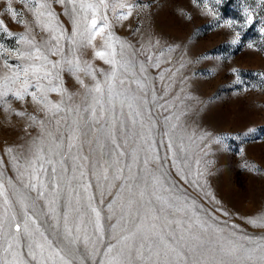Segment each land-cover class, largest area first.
Segmentation results:
<instances>
[{"label":"rangeland","instance_id":"374dc122","mask_svg":"<svg viewBox=\"0 0 264 264\" xmlns=\"http://www.w3.org/2000/svg\"><path fill=\"white\" fill-rule=\"evenodd\" d=\"M123 2L133 5L131 15L127 8H117L115 13L111 8L107 10L110 31L119 41L114 43L117 59L127 65V70L123 67L119 69L115 81L117 90H121L120 79L125 81L124 88L130 87L132 92L137 91L134 81L143 83L142 94H146L148 101L144 119L147 122L150 114L153 123V153L158 152L161 157L165 155L164 145L168 143V138L162 133L169 131L172 125H178L174 132L175 143L179 145L182 139L186 149L189 167L185 171L190 173V179L195 178L197 171L203 173L200 187H196L180 180L172 169L173 175L166 179L176 184V194L186 197L191 210L186 215L177 213L168 218L187 221L194 211L202 221L223 229L222 235L226 238L234 230L232 225L239 226L235 229L238 234L246 233L259 238L264 235V229L247 223L245 218L264 209V0ZM9 3L17 13L16 18L7 10ZM38 3H47L48 10L53 12L56 32L45 31L37 21ZM71 7L55 0H0V20L4 21V25L0 26V77L11 75L8 66L19 68L23 77L24 67L29 64L43 65L53 72L52 84L62 90L47 92V100L60 104L63 109L53 116L51 112L42 110L41 105L35 104L31 96L19 100L8 93L0 98V160L3 161L0 163V182L5 184L10 201L5 206L3 197H0V217L4 216L5 207H11L9 219L15 214L16 220L11 226L5 224V230L11 233H15V223L21 224V233L24 227V215L21 206L16 203L17 195L23 193L29 196V205L36 197V192H29L23 184L29 179L27 161L37 149H42L46 157L50 155L55 162L56 179L52 180V165L45 164L47 171L38 173V176L50 185L48 194L36 202L34 211L30 208L29 215L42 225L41 230L50 239L55 240L56 232L63 231L64 212L68 213L70 222H79L75 211L77 207L85 214L80 235L83 236L85 227L88 233L92 232L93 224L89 221L94 222L95 217L87 207L89 196L94 197V205L101 213V223L111 232L109 225L119 219L121 204L128 195L120 188L123 181L111 180L118 166L114 164V157L108 155L111 145L106 144L103 149L100 147L105 143L103 137L99 142L89 144L88 141L93 139V133L89 131L87 138L71 141L74 147H68V138L74 134L76 127L73 122L79 121L75 109L79 107L80 115H83L87 107L85 88L77 80V75L90 88L99 81L107 94L106 76L112 71L111 65L95 55V51L104 50L101 37H97L93 45H88L86 40L81 42L80 38H77L76 44L72 43L74 14ZM121 13L127 19H119ZM249 15L251 23H248ZM83 16L81 12V20ZM88 16L91 18L90 12ZM229 22L231 27L227 26ZM83 28L81 23L80 30L83 31ZM61 31L63 38L57 44L52 36H59ZM22 36L31 40L32 44L22 40ZM35 48H39L40 54L49 62L59 61V67L53 69L51 63L42 59L28 60L18 55L20 52L35 51ZM77 59L81 68L90 66L89 71L95 74V79L84 72L75 73L74 68L69 70L71 66L67 61L75 62ZM29 75L31 77V73ZM40 83L45 87L49 85L47 79H42ZM28 90L38 92L34 78ZM88 103H91V97H88ZM17 112L26 115L21 117L16 115ZM32 116L36 118L35 122L30 119ZM165 117H168L167 121ZM137 120L135 131L139 132V118ZM57 121H60L59 125ZM80 124L85 130L82 121ZM249 129L255 131L249 132ZM9 148L13 150L11 153L7 151ZM132 148L139 150L147 148V145L137 139L135 144L129 141L124 150L130 152ZM13 155L19 157L20 171H25L23 179ZM168 155L171 156V153ZM122 159L132 163L130 158ZM144 159L145 152L140 150L138 163L133 164L132 172L136 173L139 169L136 182L141 188L145 178L148 180V192L143 201L145 207L141 211L152 215L149 209L159 208L160 205L150 195L153 189L148 173L153 168L149 166L146 172ZM105 161L112 166L108 183L104 181V169L101 167ZM168 170V165H165L164 171ZM81 171L85 173L82 179ZM123 174L129 175L127 168ZM82 184L91 187L85 192ZM52 188L56 189L55 194ZM54 195L57 211L49 213L47 201ZM149 199L153 200L152 205H148ZM159 215L161 219L156 223L164 227L166 221L163 214ZM29 227L34 229L35 225L29 221ZM36 238L39 239L38 233ZM7 246L5 237L0 233V259L6 256L3 249ZM17 251L23 258L30 259L27 256V241L23 237ZM7 258L11 259L10 255ZM74 264H96L87 256L83 243L80 244V252L75 254Z\"/></svg>","mask_w":264,"mask_h":264},{"label":"snow or ice","instance_id":"6c2138e0","mask_svg":"<svg viewBox=\"0 0 264 264\" xmlns=\"http://www.w3.org/2000/svg\"><path fill=\"white\" fill-rule=\"evenodd\" d=\"M55 2L72 6L71 10L74 14L72 43L76 44L78 42L77 38H80L81 42L86 40L88 45H93V41L97 37H101L104 50L95 51V55L112 66L111 73L106 76L107 94H105V89L99 81L90 88L77 75V80L85 88L84 101L87 107L84 109L83 115H80L79 107L75 109L79 121L73 122L76 127L73 129L74 134L68 138L70 141L68 147L69 149L74 147L71 141L87 138L89 131L93 133V139L88 141L89 144L99 142L103 137L105 143L101 144L100 147L103 149L106 144L111 145L108 155L114 157V164L118 166L111 175V180L123 181L120 188L126 190L128 195L126 201L121 204L119 219L116 223L109 225L111 232L107 231L101 223V213L94 205V197L89 196L87 207L95 217L94 222L89 221L93 224L92 232L88 233L85 227L83 228V236L80 235L81 225L85 223V214L77 207L75 211L79 216V222H70L68 213L64 212L63 231L56 232L55 240L50 239L45 231L41 230L42 225L38 224L32 215H29L30 208L34 211L36 202L48 194L47 189L50 185H46L38 176V173L47 171L45 164L52 165V180L55 181L56 179L55 162L50 155L46 157L42 149H37L33 157L27 161L26 171L29 179L27 183L23 184V187L28 189L29 192H36V197L32 200L31 205L27 203L30 197L25 196L23 193L17 195L16 199V203L21 206L24 215L23 232L21 233L20 223H15V233L5 230L6 223L11 226L12 222L16 220L15 214L11 215L9 219L11 207H5L4 216L0 217V233L3 234L8 245L3 249L6 256L0 259V264H74L75 254L80 252L81 243L84 245L87 256L96 261V264H264V235L255 238L246 233L238 234L235 229L239 226L232 225L234 230L226 238L222 235L223 229L202 221L199 214L194 211L187 221L168 218L169 215L177 213H185L186 215L187 211L191 210L186 202V197L176 194V184L170 183L166 179V177L173 175L172 169H175L176 177L196 187H200V179L203 173L197 171L195 178L190 179V173L185 171L189 167L186 149L183 147L182 139L179 145L175 143L176 136L174 132L178 125L174 124L169 131L162 133V136L168 138V143L164 145L166 147L165 155L161 157L158 152L153 153L155 143L152 140L153 123L150 114L147 122L144 119V111L148 101L146 94H142L145 87L143 83L134 81L137 84V91L132 92L130 87L124 88L125 81L120 79L119 86L121 90H117L115 81L118 78L119 69L123 67L127 70V65L122 64L117 59L118 53L114 43L119 41L113 37L110 31L111 24L109 23L107 10L111 8L115 13L117 8H127L129 10L128 14L131 15L133 5L123 2V0H115V3H113V0H55ZM193 2L195 3V0ZM7 10L13 18H16L17 13L10 3ZM81 12L84 13L82 20L80 18ZM89 12L91 18L88 16ZM36 18L45 31H57L54 26L55 16L52 11L48 10L47 3L37 4ZM118 18L127 19V16L121 13ZM251 22L252 17L249 15L248 23ZM81 23L84 25L83 31L80 30ZM3 25L4 21L0 20V26ZM227 26L231 27V22ZM61 38H63L62 31L59 36H52L57 44H59ZM21 39L28 44H32V41L26 37L22 36ZM249 46L251 47V45ZM18 55L26 57L28 60L42 59L46 63H51L53 69L58 68L60 65L59 61L49 62L47 57L40 54L39 48H35V51L20 52ZM120 55H123V45H121ZM67 63L71 66L69 70L74 68L75 73L84 72L86 75H92L95 79V74L89 71L90 66L81 68L78 59L75 62L68 60ZM5 64L8 66L7 61H5ZM8 67L11 75L0 77V98L8 93L19 100L31 96L35 104L41 105L42 110L51 112L53 116L63 110L60 104H53L47 100V92L62 91L60 87L52 84V71L46 70L43 65L29 64L23 68V77H21L19 68ZM29 73H31V77ZM40 73H43V75H40ZM33 78L36 81L38 92H29L28 90ZM42 79L49 81L47 87L40 83ZM17 85L19 86L17 87ZM105 95L107 98H105ZM88 97H91V103H88ZM155 99L156 97L153 95V100ZM0 103H2V100H0ZM161 107L164 106L161 105ZM68 111L71 112L73 109H68ZM150 111L149 109V113ZM16 115L24 117L26 114L17 112ZM137 118H139V132L135 131L138 123ZM30 119L35 122L36 118L32 116ZM165 120L167 121L168 117H165ZM80 121L83 122V129L85 130H82ZM59 123L60 121H57L58 125ZM248 131L254 132L255 129H249ZM137 139L143 140L147 148L139 150L132 148L130 152L124 150L129 141L135 144ZM121 140L123 144H121ZM56 147L59 148L60 145H56ZM140 150L145 152L144 170L148 172L149 166L153 168V171L148 173L151 176V187L153 189L150 195L160 205L159 208L152 207L149 209L152 215L141 211L145 207L143 201L148 192V180L145 178L144 186L141 188L139 183L136 182L139 179V169L136 173L132 172L133 164L138 163ZM7 151L11 153L13 150L9 148ZM169 152L171 156L168 155ZM101 155L103 156L104 153ZM122 158H130L132 163H126ZM13 161L21 179H23L25 171H20L22 166L19 164V157L13 155ZM0 163H3V161L0 160ZM165 165H168L169 170L167 172L164 171ZM101 167L104 169V181L108 183L112 166L105 161ZM125 168L128 169L129 175L127 176L123 174ZM84 176L85 173L81 171L80 178L82 179ZM72 179H75V177ZM81 187L87 192L91 185L82 184ZM135 189H139V191ZM52 193H56L55 188H52ZM164 193L169 195H164ZM14 195L16 194L14 193ZM101 196H103V192H101ZM0 197H3L5 206L10 204L7 189L3 182H0ZM47 203L48 212L56 213V196L54 195L53 199L47 201ZM77 203L79 204V198H77ZM147 203L152 205L153 200L149 199ZM193 204H195V201H193ZM109 207L111 208L112 205H109ZM157 213L163 214V219L166 221L164 227H160L156 223L161 219V215ZM225 215H228V213H225ZM245 219L247 223L254 227L264 229V209L258 210L256 214ZM29 221L35 225L34 229H30ZM53 230L55 231V229ZM37 233L39 239L36 238ZM22 237L27 241V256L30 259L23 258L20 252L17 251V246L20 245ZM9 255L11 259L7 258Z\"/></svg>","mask_w":264,"mask_h":264}]
</instances>
